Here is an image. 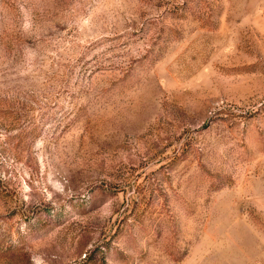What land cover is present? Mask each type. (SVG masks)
Returning <instances> with one entry per match:
<instances>
[{"label": "rangeland", "instance_id": "1", "mask_svg": "<svg viewBox=\"0 0 264 264\" xmlns=\"http://www.w3.org/2000/svg\"><path fill=\"white\" fill-rule=\"evenodd\" d=\"M0 264H264V0H0Z\"/></svg>", "mask_w": 264, "mask_h": 264}, {"label": "trees", "instance_id": "2", "mask_svg": "<svg viewBox=\"0 0 264 264\" xmlns=\"http://www.w3.org/2000/svg\"><path fill=\"white\" fill-rule=\"evenodd\" d=\"M93 253V252H92ZM90 257H88L86 260H84V262H87L89 260Z\"/></svg>", "mask_w": 264, "mask_h": 264}]
</instances>
